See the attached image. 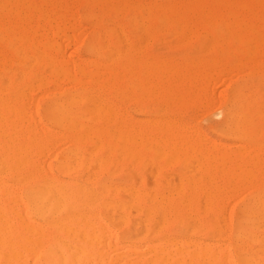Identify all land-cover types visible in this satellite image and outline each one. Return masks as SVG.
<instances>
[{
	"label": "bare ground",
	"instance_id": "obj_1",
	"mask_svg": "<svg viewBox=\"0 0 264 264\" xmlns=\"http://www.w3.org/2000/svg\"><path fill=\"white\" fill-rule=\"evenodd\" d=\"M68 1L0 0V264H264V0ZM229 67L247 79L206 132L177 108Z\"/></svg>",
	"mask_w": 264,
	"mask_h": 264
},
{
	"label": "rangeland",
	"instance_id": "obj_2",
	"mask_svg": "<svg viewBox=\"0 0 264 264\" xmlns=\"http://www.w3.org/2000/svg\"><path fill=\"white\" fill-rule=\"evenodd\" d=\"M68 2H72V1L69 0ZM69 4L72 5L71 9L73 11L76 9L75 10L76 12L75 11L73 12V13H75L74 14L75 19L74 18L70 19V22H69V23L73 24V26L70 24L68 26H70L69 28H71V26H72L73 29L75 27V29L73 32L72 28H71L72 30H68L69 28H67L65 30V34L67 33V34H71L73 36H76V37H74V38H76V40H75L76 42H74L73 45H72V43L69 44V47H68V45H64L67 42H65V43L63 42V48H64V50L66 52L65 54L67 56L71 57L72 59L73 58L77 59L76 55H71V53L74 49H76L80 54H83V44H85L91 38V34H90V29H91L90 27L91 26H90V23L82 17V14L84 13V11L86 9L85 5L82 4L81 2H79L76 5L74 4L75 6H77L74 8L72 3H69ZM73 20L76 22H73ZM84 20H85V22H84ZM77 37H79V40L77 39ZM169 38H170L169 36H163L162 42L161 43H157V42L153 43L150 51L154 54H159V55H163V56L180 53L182 51V47H174L172 45V43L170 42L171 38H170V40H167ZM240 58H242V57H239L238 59H240ZM230 60H231V62H234V58H232ZM230 70H232V71L230 72ZM39 71H45V70H39ZM236 73H238V74H236ZM218 74H221V75L216 76ZM242 74H244V73H242V71L240 69H235V68H230V67H229V69L227 68L226 71L223 70V72L216 73V75H214V77H212V80L210 81L211 86H209L210 84L208 85L209 89L205 90L206 84H203L201 86V88H203V90L201 92L205 91L204 92L205 95L203 94L201 96V99H203L205 97H206V99L201 100V102H199L200 99H198L199 101H196V104H195L194 100L189 101V104H187L185 106L178 107L177 111L179 112V114L181 116L185 117L186 120L188 119V121L197 125L198 127L205 130L206 132L210 131L208 128V124L211 121H215V120L220 119L221 116L218 114V110H219L221 104L223 103L225 96L235 86V83L237 84L238 82L247 79V77H241ZM234 75H236V76H234ZM68 84L69 83H62L61 85H64V86L60 85L63 88H60L59 91L71 88V84H69V85ZM66 85H67V88L65 87ZM50 88H51V86H49L46 90L45 89L40 90V91H44L43 95H42V93H40V91L33 92V94H32V100H33L32 103L33 104L30 102L32 109L34 107L39 113H42V109H43L44 105L53 97V94L51 93ZM105 89L106 88H103V90H105ZM109 90H111V89H109ZM45 91H47V92H45ZM209 91H211V92H209ZM37 94H39V95H37ZM33 96H34V98L37 97L36 98L37 100L33 99ZM208 96L210 97V99H208L209 98ZM154 102L155 101L147 100L146 105H148V104L153 105ZM117 103H119V102L117 101ZM120 105L123 107V109H126V111L128 113L130 112L131 115H134L131 103L122 102V103H120ZM57 144H59V143H57ZM61 146H63V145L60 144V147ZM60 147H59V145H57L55 147H51V148H53L51 151L55 150L52 154H50V155H52V157L46 156V158H44V161L46 163L48 162L49 164H51L54 167V170H55V167H56V164H57L59 158L61 157V155L63 153V147H61V148ZM56 148H59V149L57 150ZM51 151H48L47 155H49V152L51 153ZM111 166L112 167L109 168L110 170H106L103 173V175L113 176L114 178L116 176H120V174L114 172V168H113L114 166L113 165H111ZM178 168H179L178 163H173L172 165H170L166 168L165 172L170 171V173H174V171H176ZM111 171H113V173H110ZM239 191H237V194L235 193L236 191L232 192L236 195H233L229 192V193H227L228 196L227 195L225 196L226 199H225L224 204L225 205L227 204V205L226 206L224 205V208L229 213V215H227V212H226V215H227V217H229V222H230L229 228H232V229L235 227V224H236L238 209L249 198L248 192H245L244 190L241 192H239ZM243 192H244V194H242ZM229 197H231V198H229ZM225 242L230 247V244H231L230 241L228 239H226Z\"/></svg>",
	"mask_w": 264,
	"mask_h": 264
}]
</instances>
